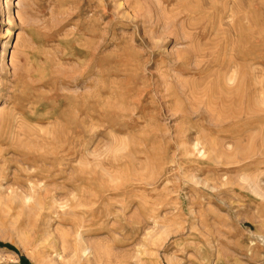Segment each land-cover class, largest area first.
I'll list each match as a JSON object with an SVG mask.
<instances>
[{"label": "rangeland", "instance_id": "1", "mask_svg": "<svg viewBox=\"0 0 264 264\" xmlns=\"http://www.w3.org/2000/svg\"><path fill=\"white\" fill-rule=\"evenodd\" d=\"M0 170V264H264V0H0Z\"/></svg>", "mask_w": 264, "mask_h": 264}, {"label": "bare ground", "instance_id": "2", "mask_svg": "<svg viewBox=\"0 0 264 264\" xmlns=\"http://www.w3.org/2000/svg\"><path fill=\"white\" fill-rule=\"evenodd\" d=\"M2 173H1V170H0V186L3 184V182H2ZM22 210V209H21ZM21 212H23V210L21 211Z\"/></svg>", "mask_w": 264, "mask_h": 264}]
</instances>
